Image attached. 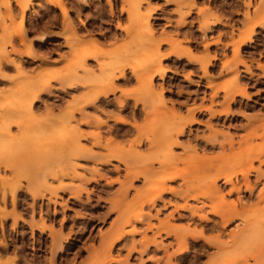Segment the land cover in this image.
Wrapping results in <instances>:
<instances>
[{"label":"rangeland","instance_id":"374dc122","mask_svg":"<svg viewBox=\"0 0 264 264\" xmlns=\"http://www.w3.org/2000/svg\"><path fill=\"white\" fill-rule=\"evenodd\" d=\"M129 6L133 8L127 13ZM145 19L149 20L150 30L138 25ZM70 35L74 39L67 43ZM4 36L11 42L3 46L6 60L0 59V107L21 103L22 95L15 93L19 88L49 82L51 89L41 94L39 108L33 107L34 117L23 113L6 118L9 123L24 116L23 125H13L0 136L15 137L11 145L15 152L4 161L14 169L0 165V264H50V260L54 264H264V200L258 201L263 195L264 162L254 160V170L233 179L239 192L225 179L211 175L218 161L246 146H259L264 160V0H0V39ZM157 44L160 57L152 55ZM70 46H91L100 51L103 65L93 60L86 64L96 75L102 68L113 67L115 61L137 75L160 63L166 71L163 76L154 74L155 108L138 93L137 81L132 77L124 80L127 83L115 82L125 94L117 92L108 97L113 103L116 97L126 99L124 110L114 104V109L91 107L87 113L106 122L103 145L110 131L128 130L123 136L113 137L114 143L128 150L140 136L143 143L134 148L144 155L148 151L145 134L152 138L154 129L156 134H164L173 111L186 115L188 109L194 110L195 122L187 126L185 136H178L179 145L171 146L178 159L169 162V167L178 170L170 172L169 163H155L151 168L155 172L149 175L152 179H131L118 159L107 162L103 158H80L65 139L69 126L43 121L49 114L70 113L79 95L74 91L64 95L59 83L66 66L74 70L69 65ZM237 47L239 51L234 53ZM27 54L31 56L25 57ZM206 56L211 65L204 71L200 64ZM235 68L237 83L246 95H235L229 105L230 114H218L227 103L224 91L232 84ZM161 88L164 93L160 96ZM161 100L165 111L159 108ZM197 108L204 110L200 114ZM144 110H149L147 116ZM210 111L215 115L211 116ZM108 116L123 117L127 123L116 124ZM134 123L137 128L130 126ZM80 129L96 132L93 125ZM229 141L233 142L232 150ZM92 142L90 138L81 143L102 156L107 154L106 149L93 147ZM181 160H194L189 163L191 168H186L187 173L181 169ZM203 161L213 165L211 176L206 178ZM139 163L141 169L143 160ZM257 169L263 174L259 181H255ZM169 172L173 179L165 186L172 191L154 197ZM245 178L250 189L244 186ZM208 182H215L220 191L211 200L218 209L216 214L203 199V184ZM1 192L6 196L4 200ZM152 198H156L154 203ZM232 203L240 215H232L225 223L221 215L226 216ZM242 204L245 206L240 207ZM194 229L196 234H191ZM121 230L124 233L120 241L110 248ZM235 238L238 242L234 244L231 241ZM222 244L226 248L219 250Z\"/></svg>","mask_w":264,"mask_h":264},{"label":"bare ground","instance_id":"6f19581e","mask_svg":"<svg viewBox=\"0 0 264 264\" xmlns=\"http://www.w3.org/2000/svg\"><path fill=\"white\" fill-rule=\"evenodd\" d=\"M128 4H130V3H128ZM11 6H13V5H11ZM123 8L124 7H122L121 9H123ZM132 8H133L132 6H129V8H127V10H126L127 13H130ZM14 11L17 12L16 8H15ZM69 19H70V17H69ZM245 20H246V18H245ZM143 21L144 22L138 23V25L142 26L145 30H150L149 20L145 19ZM2 22H3V20H2ZM255 23H259V25L260 24L263 25V23L261 21H256ZM187 34H189V33L187 32ZM189 36H190V34H189ZM69 37L70 38H67L68 39L67 43L70 42L69 39H74V37L72 35H70ZM5 38L6 37L4 36L3 38L0 39V47H1L0 48V59L1 60H6V54H5V51H3V46L6 43H10L11 42V38H9L7 41H5ZM40 38L44 39V36L41 35ZM14 41H13V43H14ZM21 41H22V39H20V43H21ZM41 42H40V44H41ZM151 44L153 45V42ZM96 46H94V47H96ZM156 46H157V48H156ZM156 46H155L156 49L153 48L155 50H154V53H152V55L154 57L155 56L156 57H160L161 54L159 53V50H158V48H159L158 46L159 45L157 44ZM32 49H33V47H32ZM90 49L93 50L94 48L90 46ZM90 49H89V47L88 48H84V47L80 48V47H77V46H74V47L70 46V48H69V52H70L69 56H70L71 60H70L69 65H70V67L73 66L75 71L74 70L69 71V69H67V66H66L65 70L63 71V74L61 75L60 80H59V83H60L61 89H63L62 91H63L64 95L69 94L72 91H74L75 93L79 94L78 96H76L74 98L73 104L71 105L72 111L70 113H68V114H59L57 116H55L53 114H49L48 116H46L47 119L44 118L43 121L47 122V121L51 120L50 123H52V121H58L63 126H66V127L69 126L68 127L69 128V130H68L69 131V135H68V138H65V139H68V141L74 146L73 148H75V150H76V155H78L80 158H89V159H93V160H99L100 158H103V159H106L107 162H109L110 159H118L119 161H121L122 163L125 164V166H126V173L125 174L128 177H131V179H135V178H138V177H142V178H145V179L146 178L150 179L152 175L151 176H149V175L151 173L155 172L154 170L151 169V168H153V165L155 163H157V164L158 163L159 164H165L166 165L169 162H172L173 160H177L178 159V157L175 154L172 153L171 146L172 145L178 146L179 145L177 143L178 136L183 135V134L185 136V133H186L185 130H186V128H188L187 126L191 125L192 123L195 122L194 110L188 109L186 115L178 114L177 112H179V111H177V112L173 111L171 120H170L169 125H168V128H166V129L164 128L166 130L165 131L166 133L164 132V134H161V133L156 134L155 130H157V129H154V131H153L154 133L151 136L152 138H149L150 136L148 137V135L145 134L144 135V139L148 143V149H147L148 151L144 155L138 154L137 151H136V148H134V147H140L142 145L143 138L140 137V136H137L138 138H136V139H134L132 141V143L128 147V150H125V148L123 146H121L120 144L114 143L113 137L121 136L124 133L127 134L128 132H126V131H128V130H126L125 132H122V133L118 132L119 129H117V130L114 129L115 130L114 133L110 131L111 135H110V137L108 139H106V144L103 145L102 144V141H103L102 140V133H103V126H105L106 122H101L96 117L90 116L87 113V109L93 107V110H94L95 108L98 109L99 107H102V109L104 108V110H105V108H108L110 110V108H113V106L115 104L116 105L115 108L117 107L120 110H124L125 107L127 106L126 99L125 100L124 99H122V100L117 99L116 100L117 97L115 96L116 98L114 100L116 102L113 103L110 100H108V97L111 96V95L116 94L117 92H120V93L123 92L124 93L125 91H122L123 89L121 87L117 86L115 84V82L119 81V80H123L122 82L127 83L125 81H130V79L132 77H134L136 79V81H137L138 91H139L138 93L146 96L148 105L152 106L153 108H155V104H154L155 102L153 100V95L156 93V91L154 89V83H153L154 74L157 73L158 75L163 76L166 70L161 67L160 63H158V66L156 68H153V66H149V67H147V69H146V71H145V73L143 75H137L136 74L137 72L135 73L134 70L127 72L128 68L121 61H115L114 60L115 62H114V66L113 67H108V68L105 67L104 69L101 67L102 68L101 69L102 70L101 74H97L96 75L95 74L96 71L91 69V68H88L86 66V64L90 60H93L96 63L100 62L99 66H101V64L103 65V63L100 61L101 54L97 52L99 50H97L96 48L93 51L90 50ZM238 51H239V47L234 48V53H238ZM171 52L177 53L176 51H171ZM17 53L19 54V52H17ZM101 53H104V52H101ZM36 54L37 53L35 52V55ZM30 56H31L30 54H27L25 57H30ZM103 56L104 55H102V58H103ZM106 56H104V58ZM63 59H65V56H63ZM211 62H212V60H211ZM28 63L30 64V62H28ZM10 64H11V62H10ZM24 64H23V66H25ZM208 65H211V64H210L209 57L206 56V59L204 61H202V63L200 64V67L205 71L207 69ZM104 66H105V63H104ZM20 67H22V66H20ZM27 67L29 68V66H27ZM27 67H26V69H27ZM11 68H13V67H11ZM18 69H19V71L23 70V69L21 70L20 68H18ZM78 70H81L82 72H80V74H79ZM237 70L238 69L235 68L231 72V74H232L231 83L232 84H231V86L228 89H226L224 91V95H225V98L227 100V103L225 104L223 109L218 112V114H220L221 112H223L225 115L230 114L229 105H230V102L234 101L235 95H238V93L242 94V95H246L245 90L237 83V78H238ZM129 72H131L130 76L128 74ZM138 73L140 74V72H138ZM98 75H100V76H98ZM50 89H51V86H50L49 82H45V83L38 84V85H31V86H29L27 88H19V89H17V92H15V93L22 95L21 96V97H23L22 102L21 103L18 102V104H16V105L12 104V105H6V106L0 107V120L2 121V127L0 128V136H1V134L9 132V128L11 126H13V125L17 126V127H21L23 125V120H24L23 117L24 116L23 117L19 116L15 120H12L9 123L6 122V118H8L10 116H14V115H20V114H23V113H27L29 118L34 117L33 113H32V109H36V108H33V107L36 106V107L39 108V105L37 106V103H38V100L41 99L40 98L41 94L49 92ZM52 92H53V90H52ZM163 93H164L163 92V88H161L158 94L161 96ZM54 95L56 97H58L55 93H54ZM138 96H140V95H138ZM136 97H137V95H136ZM138 100L136 98H134V101L136 103L139 102ZM59 101H60V99H59ZM46 104L47 103H44L45 107H46ZM53 104H56V106H57V103H53ZM160 104H161V106H160ZM163 104H164V102L161 100V102L159 103V108H160V110L165 111L164 110L165 108H164ZM50 105H52V104H50ZM143 108H145V107H143ZM147 109H149V108H147ZM203 110H204L203 108H197V111L200 114H201V111H203ZM205 110L209 111L210 108L205 109ZM100 111H102V110H100ZM145 111H147V110H144L143 113ZM209 113H210L211 116L215 115V112H211L210 111ZM130 114H132V113H130ZM144 114H143L144 116H147L149 114V110L147 112H145ZM77 116H79L78 119H77ZM108 119L113 121L116 124H126L127 123V121L123 117L108 116ZM46 122H45V124H48ZM71 122H73V125H71ZM91 125H93L96 128V132L89 133V132H84L83 130L80 129L81 126L89 127ZM130 126H132L134 128H137V125L135 123L131 124ZM164 126H167V125H164ZM23 130H24V128H23ZM106 131H109V130H106ZM212 136L215 138L214 135H212ZM90 138H92V140H93V142H92V146L93 147L106 149L107 154L105 156H102V155L96 153L91 148H87L81 143L82 141H88V139H90ZM14 139H15V137L12 136V135H8L6 137L0 138V165L3 164V168L7 169V170L11 169V168L14 169V167H11V168L9 167V166H11V164H8L9 162L7 163V160H6V163H4V161H5L6 157L8 156V154H10V152L14 151L11 148V145H12V142L14 141ZM122 139H124V138H122ZM122 144H124V143H122ZM181 145H182V143H181ZM183 145H185V144H183ZM227 145H228L229 149L232 150L233 142L229 141ZM183 147L187 148L185 146H183ZM208 148L209 147H207L206 149H208ZM258 148H259V146H257V145H256V147L254 145L246 146L245 149H243V150L239 149V151H236L237 153H232V154L226 156L222 161H218L216 166H213L211 161H207V162L203 161V162H205V163H203V177L206 178L207 175L208 176L210 175V167L213 166V168L215 169L214 170L215 172H214V174H211V175H213L212 177L214 179H218V178L225 179V181L229 182L232 185V189H235V187L233 186V179H235L238 174L246 176L249 171L251 172V170H254V168L252 166V163H253L254 160L260 161V163L264 162V160H261V158L263 156V152H262V150H260ZM224 149H225V146L221 145V150L224 151ZM210 150H211V148H210ZM183 151L186 152L187 150L184 149ZM18 155H19V153H18ZM135 155L137 157H139L141 160H143L141 169H139V167H138L139 165H137V164H140L139 161H141V160L137 161V158H136ZM16 157L19 158L20 156H16ZM7 159H10V158H7ZM43 159H45V158H43ZM126 161H130V162H128L129 164L132 162L133 166L131 164L130 165L127 164ZM102 162H105V161H102ZM192 162H194V160H187V161L186 160H181L182 166H184L181 169H184V171L186 170L187 167H188L187 169H189V167H190L189 163H192ZM58 163H60V162H58ZM170 164L171 163H169L167 169L170 168L169 167ZM244 164L246 166L242 167ZM33 165L35 167V164H33ZM30 166H31V163H30ZM163 167L166 168V166H163ZM198 167H201V165L198 166ZM31 168H33V166H31ZM175 169L178 170L177 168H174V170ZM181 169H179V170H181ZM43 170H45V169H43ZM151 170H152V172H151ZM172 170H173V168L169 169L170 172ZM170 172H169V174H167L169 176L166 175L167 177L163 178L164 180L161 181L162 182L161 187L159 189H157V191L158 190L159 191H158L157 194H154V197H155V195H160L161 192H164V191H167V190H171V189H167L168 187L165 186V182L167 180L173 179L172 176H171L172 174ZM185 173H187V172L185 171ZM182 174H183V172H182ZM21 175H23V174H21ZM260 175L263 177L262 172H260L257 169V177H256L255 181H259L260 179H262V177H260ZM9 179H11V178H9ZM8 181H10V180H8ZM4 183H7V182H4ZM7 184H9V183H7ZM18 184H19V182H18ZM244 186L247 189H250V184L247 181V178L244 179ZM70 189H73V188H70ZM235 190H237V192H239L240 187H237ZM10 192L12 193V191H10ZM1 193L3 194V200H4L5 194H4V192H1ZM219 194H220V191H219V188L217 187L215 182H213V183L208 182V183H204L203 184V199H205L206 201L209 202L211 210L215 214L218 213V209H216V208H214L212 206L211 200L214 197H216L217 195H219ZM77 197H79V196H77ZM39 198H41V197H39ZM156 198H158V197L156 196ZM156 198L150 199L151 203H154ZM193 198H196V196H194ZM261 199L264 200V188H263V195L261 196V198L258 199V201H260ZM242 206H245V205L244 204L240 205V207H242ZM221 210H223V209H221ZM227 210H226L227 211L226 212V216H224L223 214L221 215V217H223V221L225 220V223L230 220L232 215L233 216H238V214L240 215V213H238V211H237V205H235L234 203L228 204V209ZM223 213L225 214V211ZM3 214H5V213H3ZM27 215H29V214H27ZM139 217H140V215H138L136 218H139ZM3 219L5 220V218H3ZM211 227L212 226H210L209 228L206 227V229L207 228L211 229ZM181 229L179 231H181ZM208 229H207V231H208ZM204 231H205V229H204ZM220 232H222V231H220ZM123 233H124V231L121 230L120 233L118 234V236H116V238H114L113 242L110 245V248L113 247V245H115L118 241H120V238L123 235ZM178 233H180V232H176L177 235H178ZM191 234H196L195 229H194V233H191ZM235 239H233L231 241L234 244L236 242H238L237 238H235ZM57 243H59V242H57ZM57 245L58 244H56L55 246L57 247ZM222 245H223V247H219V250H222V249L224 250L226 248L225 247L226 244H222ZM231 247H233V246H231ZM58 250H60V249H58ZM52 252H53V250H52ZM52 255H54V254L52 253L51 256ZM180 255H182V254H180ZM257 259H258V257H257ZM49 263L50 264H54L52 262V260H50Z\"/></svg>","mask_w":264,"mask_h":264}]
</instances>
